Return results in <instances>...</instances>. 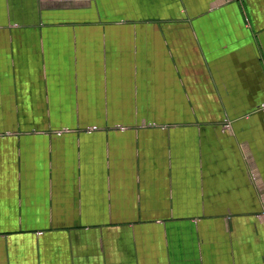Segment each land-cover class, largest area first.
I'll return each mask as SVG.
<instances>
[{
	"label": "crops",
	"instance_id": "obj_1",
	"mask_svg": "<svg viewBox=\"0 0 264 264\" xmlns=\"http://www.w3.org/2000/svg\"><path fill=\"white\" fill-rule=\"evenodd\" d=\"M0 264H264V0H0Z\"/></svg>",
	"mask_w": 264,
	"mask_h": 264
}]
</instances>
